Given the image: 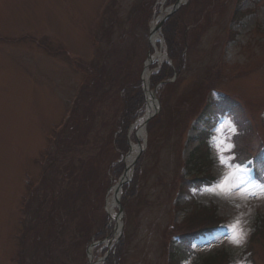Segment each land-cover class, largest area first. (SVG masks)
I'll list each match as a JSON object with an SVG mask.
<instances>
[{
  "label": "rangeland",
  "instance_id": "rangeland-1",
  "mask_svg": "<svg viewBox=\"0 0 264 264\" xmlns=\"http://www.w3.org/2000/svg\"><path fill=\"white\" fill-rule=\"evenodd\" d=\"M165 3L0 0V264H172L173 254L179 258V239L192 231L202 234L183 246L187 259L180 264H203L202 259L224 252L230 264H264V229L259 225L264 196L225 198L212 191L227 172L214 140L221 127L222 136L235 146L234 163L247 170L245 179L264 184V171L261 180L251 161L243 162L264 147V0H191L176 13L172 30L181 52L179 69L187 55L186 63L164 92L155 89L164 110L147 127L143 152L120 196L125 226L118 244L123 249L117 256L118 245L105 260L104 240L114 235L113 242L118 240L104 214L106 196L124 173L130 142L136 144V132L125 131V93L142 90L136 84L151 50L149 28L169 9ZM144 4L153 12L136 20ZM160 37L161 53L168 54L163 31ZM46 47L65 49L67 55L51 56ZM165 62L153 65L151 77L166 65L176 72L177 62ZM88 70L91 77L104 74V83L114 88L103 96V85L93 88L96 78L82 92L65 142L54 148L46 182L25 214L28 185H39L43 157ZM221 95L227 101H218ZM223 110L225 118L216 117ZM205 132L209 154L201 144ZM195 148L194 166L190 155ZM206 208L224 222L212 233L198 230L217 222L205 216ZM238 216L247 233L242 246L227 238V226ZM40 222L44 225L37 226ZM96 241L104 247L96 246L91 258L88 251Z\"/></svg>",
  "mask_w": 264,
  "mask_h": 264
},
{
  "label": "snow or ice",
  "instance_id": "snow-or-ice-1",
  "mask_svg": "<svg viewBox=\"0 0 264 264\" xmlns=\"http://www.w3.org/2000/svg\"><path fill=\"white\" fill-rule=\"evenodd\" d=\"M227 127L235 134V128L230 122ZM218 131L221 135L214 137L217 154L220 164L227 169V172L216 185V189L212 190L213 193L223 195L225 198H229L236 193H241L242 196L248 198H260L264 196V184H260L259 186L251 185L250 181L245 179L247 170L242 168L239 164L234 163L235 156L232 154L235 147L234 144L230 143L228 139L222 136L223 127L218 129ZM227 227L230 230V235L227 237L230 242L236 246H242L247 235L242 225V217H236Z\"/></svg>",
  "mask_w": 264,
  "mask_h": 264
},
{
  "label": "trees",
  "instance_id": "trees-1",
  "mask_svg": "<svg viewBox=\"0 0 264 264\" xmlns=\"http://www.w3.org/2000/svg\"><path fill=\"white\" fill-rule=\"evenodd\" d=\"M176 1L177 0H169V4H175ZM176 18H177V14L172 16L166 22V24L163 27V35H164L165 40H166V42L168 44V55H169V58L173 62H175V63L177 62V66H176L175 70H176L177 74L181 75L182 74V70L184 68V64L182 66V69H179V62L178 61H179V58L181 56V52L177 51L176 44L173 43L174 42V33H173V30H172V25L175 22ZM177 34L179 36L180 32L178 31ZM176 72L170 66H167V65L164 66V69H161V71L158 74H156V75H154L152 77V83H151L152 88H155V86L158 85L159 83H162L163 81L173 77V75ZM104 76H105L104 74H101V76L97 79V81L94 82V86H93V88L97 91V89L100 86V84L103 85L102 90H101L103 96L107 95L114 88L113 84H109V86H108L106 83H104V81H103L104 80ZM136 85L139 86L140 85L139 82ZM105 86H108V89H109L108 92H104ZM89 87H91V85L87 86L84 89V93L86 91H88L87 89H89ZM167 87H168V85H167ZM91 91H92V89H91ZM125 94H126V98H125V100L123 102V119H124V122H126L125 131H127L128 127L135 121V119L142 112V109H143V107L145 105V101H144L142 90H140V89H137V91L128 90ZM65 133H64L63 136H65ZM64 142H65V140H64ZM64 142H63V144H64ZM195 156H197V155H195V153H193L192 160H196ZM122 246H123L122 244L118 246L117 256H118V254L121 253V251L123 249ZM111 260L112 261H110V262L112 263L113 259H111ZM207 264H210V261H208Z\"/></svg>",
  "mask_w": 264,
  "mask_h": 264
},
{
  "label": "bare ground",
  "instance_id": "bare-ground-1",
  "mask_svg": "<svg viewBox=\"0 0 264 264\" xmlns=\"http://www.w3.org/2000/svg\"><path fill=\"white\" fill-rule=\"evenodd\" d=\"M161 42V38L159 36V34H155L151 37L150 39V43L151 45L157 49V51L159 52V49H158V44ZM159 59V53L158 55H155L153 58H151L150 61H156ZM163 60V57L159 60L160 62ZM148 74L146 73L145 75V78H147ZM157 109L156 107V102L153 100L152 96L149 94L148 95V108H147V112H146V115L145 117H148L149 115H151L152 113L155 112V110ZM141 122L138 123V125H140ZM140 136H142V133H140ZM139 149L140 147L139 146H136L135 144L132 145V148H131V159L133 157H136L137 153L139 152ZM131 163V161H129V164ZM129 179V178H128ZM117 198H118V195H117V191H116V185L111 189V192L107 198V201H106V209H107V212L110 216V218L114 221H116V217H117V214H116V210H117Z\"/></svg>",
  "mask_w": 264,
  "mask_h": 264
},
{
  "label": "water",
  "instance_id": "water-1",
  "mask_svg": "<svg viewBox=\"0 0 264 264\" xmlns=\"http://www.w3.org/2000/svg\"><path fill=\"white\" fill-rule=\"evenodd\" d=\"M182 2H183V0H179V2L177 3V5H176V6L170 11V13L165 17V20L168 19V18H169V17H170L175 11L178 10V8L182 5ZM165 20H164V21H165ZM164 21H163L158 27H156V28L154 29V32L158 31V30L162 27ZM146 124H147V122H146ZM126 172H127V171H126ZM125 175L127 176V173H126ZM125 183H126L125 180L121 182V184H120V186H119V191L121 190V187H122ZM118 193H119V192H118Z\"/></svg>",
  "mask_w": 264,
  "mask_h": 264
}]
</instances>
